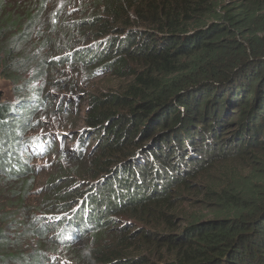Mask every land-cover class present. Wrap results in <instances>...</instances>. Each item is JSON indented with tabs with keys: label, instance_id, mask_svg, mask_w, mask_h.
Listing matches in <instances>:
<instances>
[{
	"label": "trees",
	"instance_id": "obj_1",
	"mask_svg": "<svg viewBox=\"0 0 264 264\" xmlns=\"http://www.w3.org/2000/svg\"><path fill=\"white\" fill-rule=\"evenodd\" d=\"M56 1L0 0V75L24 98L19 108L0 102V264H45L57 247L76 249L45 238L36 212L25 204L35 172L25 163L27 146L40 122L38 109L60 113V126L73 122L68 101L74 98L58 92L73 82L66 77L60 87L55 75H64L67 66L119 77L133 72L132 62L144 71L124 89L90 98V129L80 136L81 145L96 139L104 147L92 170L98 166L107 179V210L171 230L170 211L193 190L202 196L200 204H213L214 215L230 213L233 220L191 216L179 236L140 228L144 242L170 248V259L129 258L124 233L117 235V247L102 244L106 251L95 250L94 258L98 264H264V169L228 179L227 167L217 166L250 147L264 148V0ZM73 1L77 9L69 7ZM32 37L39 42L28 46ZM52 150L63 159L75 151ZM63 171L68 173L62 169L58 177ZM195 180L204 184L195 186ZM69 189L53 191L56 202L44 204L57 210L69 205L75 195L60 202ZM85 219L96 223L98 215Z\"/></svg>",
	"mask_w": 264,
	"mask_h": 264
},
{
	"label": "rangeland",
	"instance_id": "obj_2",
	"mask_svg": "<svg viewBox=\"0 0 264 264\" xmlns=\"http://www.w3.org/2000/svg\"><path fill=\"white\" fill-rule=\"evenodd\" d=\"M62 0H57L56 3L61 2ZM228 1V0H227ZM77 1H73L69 7L72 9H77L78 6ZM58 7V4L56 5ZM49 7L46 9L45 13L47 14ZM45 14L42 16V18ZM43 31L46 30V27L39 26ZM56 33L54 32L50 37L54 38ZM40 39L44 38L46 34H40ZM39 41H36L34 37L30 40L29 45H37ZM130 69L133 71L132 73H127L124 76L115 75L112 71L109 72H101L91 74L85 73L79 68L71 69L67 66H63L65 70V74H60L56 76V79L60 78V87L67 83V80L73 82L72 88H66L65 90H58L64 96H69L74 98L73 101H68V105L70 106L71 117L69 118L72 123L65 126H60L62 122L60 113L57 114H44L42 109L39 108L41 117L37 118L36 121L40 120L37 124V128L35 132L38 131H46L52 130V143L54 148L64 151V148H69L73 151L72 159L71 158H61L56 151H53L51 146H49L46 150L42 152L33 153L30 150V147L27 146L30 156H28V160L25 161L28 166L34 168L33 174V186L32 190L25 195V204L28 205L29 212L35 213L36 223L39 225L43 232H46L47 237L52 240L54 243H57L58 234L61 230V226L66 224V217L64 214H68L70 212L81 213L85 203L88 201L90 195L94 194L93 197H98L100 199L97 202L98 209H95V205H91L93 201L87 202L86 207L90 208L93 214L97 213L100 217L101 222L98 225L99 232L103 229H108L105 235L92 237L91 234L86 235L85 238L80 240L81 236L78 235L74 240L73 244H75L76 249L65 250L64 247H57L56 251L51 254L54 255V259H45V264H60L64 262V264H98L101 261L98 258H94L93 254L95 250L99 249L102 251H106V248L102 244H106L108 246L107 250H111L113 247H117L116 237L119 233H124L126 235L127 241L124 243L126 246L130 247L125 251V255L129 258H137L139 256H146L153 261H159L164 259L173 258L174 253H171L170 248L164 244V242L159 241L158 244H149L144 242L140 238L139 229L146 228L149 231H158L164 234H169L171 236H179L184 231L185 223H188V220L191 216L200 215L202 221L207 220L206 222H220L221 220L225 221V223H229L233 220V215L227 213H218L214 215L211 208H213V204L211 203H202V196L199 194L195 195L193 190H188L185 192V195L188 196V200H183L182 203L177 202L171 210V213H174L172 217H174V226L171 230H165L162 227V224L159 227H154L153 225H148L143 221H140L136 218H132L127 215H117V214H106L105 217L102 215V209L105 207V199L102 196V192L105 188L103 185L107 179L103 178V173L101 170L96 167V172L92 170L94 167V163L96 162V158L98 159V154L101 153L104 148L101 146V140L92 139L89 140L84 145H81L80 136L82 132L89 130L85 124V117L90 113V109L92 108L90 105L91 97H101L109 91H115V89H124L130 83H133L135 77L144 71V67L142 64L130 63ZM99 70V69H98ZM151 73L148 72L147 76H150ZM53 77V76H52ZM69 77L66 80L64 78ZM46 83V79L38 80L34 84L38 83ZM53 82V79H51ZM47 85V84H46ZM42 86H45L43 84ZM50 91H53V85L49 86ZM249 97V95H248ZM246 93L243 94L242 98H248ZM24 98L16 97L14 93V85L10 80L3 78L0 75V102L1 103H10L14 105L16 108H19V104ZM251 100V99H249ZM77 112L76 118L74 117ZM92 112V111H91ZM35 114V112H34ZM233 115H237V110ZM77 119V120H75ZM59 125V126H58ZM58 126V127H57ZM65 127V128H64ZM64 128V129H63ZM61 130V131H60ZM225 131H228L227 135L231 136L232 131H229V128ZM74 134L77 136L70 138V136ZM99 133H95L98 135ZM94 135V134H91ZM66 155V152L62 153ZM78 156V158L74 156ZM120 158L121 156H116ZM232 157V158H231ZM229 159L224 161H220L217 166L227 167L225 170L227 171L226 178L231 179L235 174L241 176H248L251 174H257L259 169H264V148L258 149V147H250L244 153H235L231 155ZM70 168H74L70 172ZM62 169L68 170V173L64 172V175H60L58 177L59 172H62ZM95 174V176H94ZM69 178V180H68ZM195 186H202L204 182H200L198 180L193 181ZM64 185H67L70 189L65 192L60 198V202H62L66 197L75 195L74 198L69 199V205L58 209L48 208V204H44L46 200L55 201L56 197H54L53 191H56ZM0 189H2V182L0 180ZM52 191L53 196L49 197V192ZM65 195V198H62ZM9 200H5V204L9 206ZM47 203V202H46ZM95 203V202H94ZM222 210L223 208H219ZM222 214V215H221ZM102 215V216H100ZM70 223H71V219ZM159 223L161 220L158 219ZM130 227V229H128ZM89 230V228L87 229ZM19 233V232H18ZM86 233H82L81 235H85ZM13 235V234H9ZM43 240V239H42ZM27 243H30L31 239H26ZM26 244V243H25ZM48 245V244H46ZM115 245V246H113ZM65 246V245H63ZM168 251V252H166ZM50 254V253H48ZM93 256V257H92ZM101 257V256H100ZM160 257H162L160 259Z\"/></svg>",
	"mask_w": 264,
	"mask_h": 264
},
{
	"label": "clouds",
	"instance_id": "obj_3",
	"mask_svg": "<svg viewBox=\"0 0 264 264\" xmlns=\"http://www.w3.org/2000/svg\"><path fill=\"white\" fill-rule=\"evenodd\" d=\"M37 122V121H36ZM59 126V125H58ZM57 126V127H58ZM52 136H53V131L52 130H46V131H38L35 132L32 136H30L31 138H29L30 142L28 143L30 150L34 153V150L37 152H42L44 150H46L49 145L50 142H52ZM35 139V140H34ZM31 143H35L33 145H31ZM141 150V149H140ZM65 151H61V153H64ZM137 153L134 157H138ZM152 183V182H151ZM112 186V189L114 188V184L111 182L110 185ZM112 189H110L109 191H111ZM107 190V189H104ZM102 192V196L105 199V192ZM94 194L90 195L89 199L87 202L89 201H93V203L95 202V209H98L97 206V202L100 201V199L98 197H93ZM87 202L84 205V208L82 210V212L75 214V212H70L68 214H64L67 221L65 225L61 226V230L59 231L58 234V240L56 244H63V243H73L71 242L72 240H74L76 237H78V235L81 236L80 240H82L83 238L86 237V235L91 234L94 231L99 230L98 225L101 222L100 217L98 216V221L96 223H92L89 222L87 219H85V215H97V213L93 214L92 210L88 207H86ZM106 205L108 204V202L105 200ZM116 203V202H113ZM105 207L102 209V215L103 217H105L106 214H110L112 215L108 210L107 207ZM107 210L108 212L104 211ZM71 219V223L70 220ZM89 228V230H87ZM82 233H86L85 235H81ZM53 253H50L46 256V259H54L53 256L51 255ZM60 264H64V262H61Z\"/></svg>",
	"mask_w": 264,
	"mask_h": 264
},
{
	"label": "bare ground",
	"instance_id": "obj_4",
	"mask_svg": "<svg viewBox=\"0 0 264 264\" xmlns=\"http://www.w3.org/2000/svg\"><path fill=\"white\" fill-rule=\"evenodd\" d=\"M105 213V212H104Z\"/></svg>",
	"mask_w": 264,
	"mask_h": 264
}]
</instances>
